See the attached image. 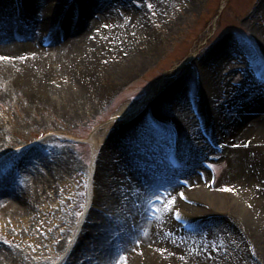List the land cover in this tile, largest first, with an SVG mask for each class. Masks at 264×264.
Wrapping results in <instances>:
<instances>
[{"label":"bare ground","instance_id":"bare-ground-1","mask_svg":"<svg viewBox=\"0 0 264 264\" xmlns=\"http://www.w3.org/2000/svg\"><path fill=\"white\" fill-rule=\"evenodd\" d=\"M152 1L163 10V0ZM186 2L184 14L196 8V1ZM20 4L17 24L9 0H0V102L15 101L23 114L39 109L46 118L77 120L100 107L123 75L133 73L154 52L159 57L156 48L161 42L152 34L146 13L133 8L130 0H20ZM45 36L54 38L51 47L43 43ZM237 52L233 42L223 43L203 65L200 84L194 87L184 73L174 90L153 103V115L167 120V130L177 139L179 168L166 160L163 142L142 116L110 134L100 151L95 132L91 144L94 157L98 156L96 169L89 172L94 206L80 243L72 249L54 241L69 220L56 216L63 205L50 201L35 214L22 198L43 202L57 196L46 191L65 187L59 180L75 172L74 155L56 144L64 143L56 137L5 150L13 144L12 134L20 131L11 120L5 123L3 111L0 152L5 150L6 156L0 161V229L8 233L6 223L14 219L17 227L20 222L24 237L15 242L37 249L38 258L28 260L29 250L0 244V264H46L59 251L67 253L60 264H125L122 257L126 264H245L232 252L227 257L219 251L223 242L231 244L223 236L225 223L244 244L249 242L264 264L260 258L264 257V149L256 146L264 144V89H241L222 73L233 69L231 60ZM211 60L218 63L216 69L209 65ZM131 111L125 107L115 118ZM24 126L30 128L27 122ZM204 131L214 136L215 147L205 141ZM213 158L229 161L215 182L205 167ZM39 183L48 186L42 190ZM180 187H188L198 205L179 199ZM177 204L195 231L177 222L174 210L169 215L170 205ZM201 223L210 242L198 233Z\"/></svg>","mask_w":264,"mask_h":264},{"label":"rangeland","instance_id":"rangeland-1","mask_svg":"<svg viewBox=\"0 0 264 264\" xmlns=\"http://www.w3.org/2000/svg\"><path fill=\"white\" fill-rule=\"evenodd\" d=\"M133 1L143 5L144 2L142 1L145 0ZM146 1L150 2L153 7L152 0ZM186 1L169 0L168 3L167 0H163V10L165 11L160 10L159 12V10H155L157 23L153 25L154 27H150L152 28V34H156L161 42V46L156 48L157 55L160 56V50H165V48L169 49V53L160 59L155 56L154 52L149 60H143L140 65L135 66L133 73L129 72L123 75L119 80L120 85L113 92V94L116 93L115 95H117L113 104L108 101L104 105L100 104L101 107L97 109H89L77 120H65L62 116L54 115L46 118L45 114L39 109L33 112L30 111L26 115L21 112V108L15 101L0 102V115L3 111L7 112L5 123L7 124L8 120H11L12 125H17L18 131H20L12 134L13 144L7 146L5 150L11 152L17 146L25 147L42 139L48 140L51 138L49 136L56 135L60 139H64L61 140L64 143L56 142V144H62L67 147L74 155V161L77 165L72 175L65 179L63 178L64 180H59V183H66L65 187H51L52 190L46 191L48 194L50 191H55L57 196L54 194L51 200L46 198L47 200L43 202L33 198L37 203L35 211H33L34 208L30 209L33 213H39L41 206L48 205L51 201L53 204L63 205L61 210L56 213V216H60V214L63 217L74 216L75 220H79L80 217L76 214H80L81 181L86 171L94 164L92 163L94 153L91 140L95 132H99L97 140L100 141L98 144V150L100 151L104 145V140L118 129L124 118L141 115L146 123V111L148 108H152L153 103L157 99L174 90L176 83L182 78L184 73L189 75L190 83L192 82L195 85L201 82L203 65L211 58L213 51L218 49L223 43L233 42L240 52H237L231 60L233 69L222 71L225 76L230 75L229 81L231 84L241 87V89L253 90L258 89V87L264 89V0L262 2L261 0H207L205 5L200 7L198 5L201 0H194V2L196 1V4H194L196 8L184 14L183 12L185 11L183 10L187 4ZM255 2L256 5L253 7L252 5ZM117 9L116 11L114 10L116 16ZM233 33L242 36L240 38ZM217 64V62H212L211 60L209 65L216 69ZM255 69L262 71L263 75L261 78L256 76ZM125 83H133V85L129 88L125 86ZM125 107L128 110H132L130 114L126 115V117L115 118V115ZM193 111L198 113L195 109ZM229 111L231 110L228 108L227 113ZM24 119L30 128L24 126L26 123ZM155 119L160 125L167 127V120L156 116ZM101 140L103 141L101 142ZM205 141L208 143L206 138ZM256 146L264 149V144L262 143ZM4 151L0 152V161L6 156V153H3ZM228 166L229 161L226 158L223 160L213 158L208 160L205 165L209 173L208 177L213 182L220 178L222 173L228 169ZM37 186L44 190L48 185L45 186L44 183H39ZM182 190L183 192H192L188 187H180L177 189L178 198ZM67 197L68 199H66ZM26 199L22 198L23 204L26 203ZM176 206L180 205H170L169 215H171V211ZM154 209L157 210V208ZM207 216L211 217L213 214L207 213ZM222 220L226 222L224 216ZM13 223L14 219L13 222L5 224L8 233L0 229V244L3 245L4 243L6 248L27 249L32 252L28 260L37 259V249L29 247L27 244L23 246L24 243L15 242V238L24 237V233L22 230L19 231L21 229L20 222H18L17 227H14ZM205 227V224L202 225L201 223L199 230H202V232L198 233L204 235L206 241L210 242L207 240V228L205 229ZM61 228L62 226H60ZM223 236L227 240H231V244L223 242L220 248L221 251H223V248L228 250L231 246L234 249L236 245L241 247H246L247 243L249 245V242L244 244V240L233 233L226 223ZM66 237L65 232L59 235L56 233L54 241L57 243L63 239L64 243ZM48 249L52 248L49 247ZM42 257H47V255ZM260 258L264 259L263 256ZM46 264H57V262H52L50 256L49 262Z\"/></svg>","mask_w":264,"mask_h":264},{"label":"snow or ice","instance_id":"snow-or-ice-1","mask_svg":"<svg viewBox=\"0 0 264 264\" xmlns=\"http://www.w3.org/2000/svg\"><path fill=\"white\" fill-rule=\"evenodd\" d=\"M150 6H151V5H149V7H150ZM181 195H183V194H181ZM121 259H122V260H125V264H126V258H123V257H122Z\"/></svg>","mask_w":264,"mask_h":264}]
</instances>
